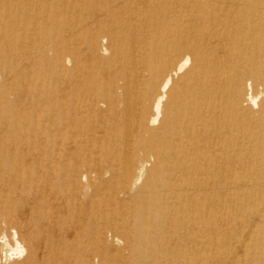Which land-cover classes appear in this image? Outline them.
Listing matches in <instances>:
<instances>
[{
    "label": "bare ground",
    "instance_id": "6f19581e",
    "mask_svg": "<svg viewBox=\"0 0 264 264\" xmlns=\"http://www.w3.org/2000/svg\"><path fill=\"white\" fill-rule=\"evenodd\" d=\"M0 264H264V0H0Z\"/></svg>",
    "mask_w": 264,
    "mask_h": 264
},
{
    "label": "rangeland",
    "instance_id": "374dc122",
    "mask_svg": "<svg viewBox=\"0 0 264 264\" xmlns=\"http://www.w3.org/2000/svg\"><path fill=\"white\" fill-rule=\"evenodd\" d=\"M196 183H197V180H196V178H195V185H196ZM242 229V228H241ZM243 230V229H242ZM244 231V230H243ZM232 246V245H231Z\"/></svg>",
    "mask_w": 264,
    "mask_h": 264
}]
</instances>
